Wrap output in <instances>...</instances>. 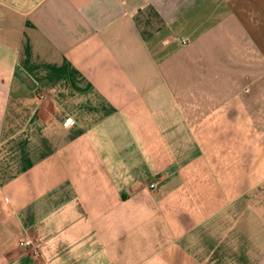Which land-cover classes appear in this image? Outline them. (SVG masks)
Masks as SVG:
<instances>
[{
  "label": "crops",
  "instance_id": "0c3cea01",
  "mask_svg": "<svg viewBox=\"0 0 264 264\" xmlns=\"http://www.w3.org/2000/svg\"><path fill=\"white\" fill-rule=\"evenodd\" d=\"M0 264H264V0H0Z\"/></svg>",
  "mask_w": 264,
  "mask_h": 264
},
{
  "label": "built area",
  "instance_id": "2783aa9c",
  "mask_svg": "<svg viewBox=\"0 0 264 264\" xmlns=\"http://www.w3.org/2000/svg\"><path fill=\"white\" fill-rule=\"evenodd\" d=\"M158 182H154L153 184H151V189L153 190V189H158ZM23 246H26V247H31L32 246V243H31V241L30 240H24L22 243H21ZM34 254L37 256V255H39V252H38V250H35L34 251Z\"/></svg>",
  "mask_w": 264,
  "mask_h": 264
}]
</instances>
